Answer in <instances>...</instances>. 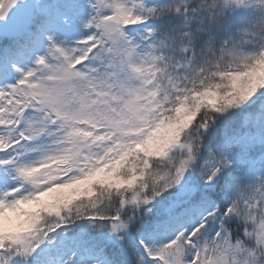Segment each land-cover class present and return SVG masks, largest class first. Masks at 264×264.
Returning a JSON list of instances; mask_svg holds the SVG:
<instances>
[{"label":"snow or ice","instance_id":"snow-or-ice-1","mask_svg":"<svg viewBox=\"0 0 264 264\" xmlns=\"http://www.w3.org/2000/svg\"><path fill=\"white\" fill-rule=\"evenodd\" d=\"M0 264H264V0H0Z\"/></svg>","mask_w":264,"mask_h":264}]
</instances>
